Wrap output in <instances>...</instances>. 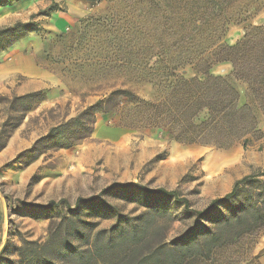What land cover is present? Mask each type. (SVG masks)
<instances>
[{
    "label": "rangeland",
    "instance_id": "rangeland-1",
    "mask_svg": "<svg viewBox=\"0 0 264 264\" xmlns=\"http://www.w3.org/2000/svg\"><path fill=\"white\" fill-rule=\"evenodd\" d=\"M50 5L56 10L32 20L40 28L0 53V66L16 60L24 67L5 79L0 68V133L7 137L0 151V264H30L20 256L23 242H45L51 221L73 214L108 229L162 209L171 243L200 226L212 228L189 210L205 209L237 180L264 169V95L254 96L237 80L230 62L212 69L240 95L243 115L225 145L177 141L163 128L145 126L123 105L98 112L92 136L69 148L46 145L26 165L16 157L114 89L152 98L158 83L153 75L174 64L177 42L207 39L218 29L214 39L221 35L223 43L234 45L248 28L264 26V0H10L0 1V26L29 21ZM176 23H186L190 33L194 26L205 32L180 34ZM35 65L43 69L32 71ZM187 75H194L191 68ZM40 90L42 98L29 109L13 110V96ZM235 205L236 200L219 202L212 215L227 214ZM260 257L264 264V233L246 237L227 254L229 264H262Z\"/></svg>",
    "mask_w": 264,
    "mask_h": 264
},
{
    "label": "trees",
    "instance_id": "trees-1",
    "mask_svg": "<svg viewBox=\"0 0 264 264\" xmlns=\"http://www.w3.org/2000/svg\"><path fill=\"white\" fill-rule=\"evenodd\" d=\"M54 10L56 8L50 5L33 13L29 21L0 26V53L40 28V24L32 21L36 16ZM176 26L178 33H190L186 23H176ZM204 30L202 26H194L191 33L201 34ZM218 32L212 29V37L207 39L198 41L192 37L177 42L174 64L153 75L158 83H155L157 92L152 98L143 99L132 89H114L83 107L75 117L52 127L47 135L20 152L16 161L26 165L41 155L46 145L69 148L89 138L98 112L112 113L123 105L132 107L145 126L163 128L177 141L225 145L233 128L240 124L237 117L243 115L238 107L240 95L227 77L213 74L212 69L220 62H230L234 77L246 82L254 96L262 97L264 26L248 28L234 45L223 43L221 35L214 39V33ZM162 62H166L164 57ZM188 68L194 75H187ZM42 96L43 91H33L13 96L10 102L13 110L20 112L29 109ZM215 132L217 134L212 135ZM248 141L245 137L244 147ZM6 145L7 137L0 133V151ZM259 175L264 176V169L237 180L230 192L213 199L205 209H190L193 215L207 218L212 228L200 226L172 243L167 241L171 225L162 209L146 210L136 222L128 225L117 222L108 229H98L94 223L73 214L51 221L45 242L24 241L20 256L30 264H229V249L246 237L264 233V181ZM146 192L175 196L164 188ZM229 200H236V205L227 214L212 215L219 202ZM183 204L188 208L186 200Z\"/></svg>",
    "mask_w": 264,
    "mask_h": 264
},
{
    "label": "crops",
    "instance_id": "crops-1",
    "mask_svg": "<svg viewBox=\"0 0 264 264\" xmlns=\"http://www.w3.org/2000/svg\"><path fill=\"white\" fill-rule=\"evenodd\" d=\"M0 68H2V77L5 78H11L12 76L23 72V66L20 65L16 60H9L4 62ZM43 69V67L41 65H35L32 66V71L36 70V71H41ZM260 259V262L263 264V262L261 261V257L258 258Z\"/></svg>",
    "mask_w": 264,
    "mask_h": 264
}]
</instances>
